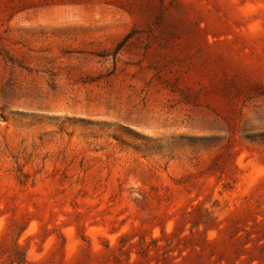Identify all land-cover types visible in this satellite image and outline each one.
<instances>
[{"label": "rangeland", "instance_id": "374dc122", "mask_svg": "<svg viewBox=\"0 0 264 264\" xmlns=\"http://www.w3.org/2000/svg\"><path fill=\"white\" fill-rule=\"evenodd\" d=\"M180 250L264 264V0H0V264Z\"/></svg>", "mask_w": 264, "mask_h": 264}, {"label": "trees", "instance_id": "16d2710c", "mask_svg": "<svg viewBox=\"0 0 264 264\" xmlns=\"http://www.w3.org/2000/svg\"><path fill=\"white\" fill-rule=\"evenodd\" d=\"M191 216H193L192 219L195 220V222L191 225L190 229H189V235L187 236H183V237H180L182 232L179 231L178 227L175 225L174 229H173V232L168 235L164 232H161V235L165 241V243H168L167 245H165V247H167L168 245L172 244V242L174 240H176V242H180V241H183L185 243L187 242H192L194 241V234H198L197 233V230H198V227L200 225H207V224H211L215 221V218H213L209 211L207 210H204L203 213H201L199 211V209H195L193 211V213L191 214ZM191 219V220H192ZM159 240H151L150 243L148 245H146V247L143 248V253H147V252H151V251H154L156 250V252H158V250L160 248H164V247H160L159 246ZM196 246H194L193 248L191 249H195ZM184 250H180L178 255L174 258H172V261L174 262V264H184L185 260H186V257H183L182 256V253H183ZM169 253V251H167ZM172 252V251H171ZM166 253V252H165ZM164 255V254H163ZM178 259H181V262L179 263H175L176 260Z\"/></svg>", "mask_w": 264, "mask_h": 264}]
</instances>
